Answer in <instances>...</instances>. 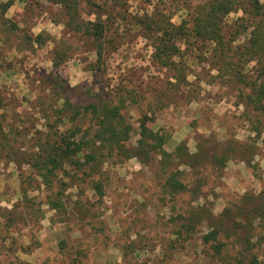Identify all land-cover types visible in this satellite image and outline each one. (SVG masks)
Instances as JSON below:
<instances>
[{
    "label": "rangeland",
    "instance_id": "rangeland-1",
    "mask_svg": "<svg viewBox=\"0 0 264 264\" xmlns=\"http://www.w3.org/2000/svg\"><path fill=\"white\" fill-rule=\"evenodd\" d=\"M8 1L0 0V8ZM167 1L99 2L109 6L110 35L119 46L115 52H106L101 64H96L92 44L60 23L59 7L46 0H16L6 15L1 8L0 90L7 105L6 118L20 128L16 147L32 151L35 138L31 137L46 131L47 122L53 123L54 105L61 106L65 99L77 105L98 103L118 87L136 89L142 94L138 104L125 111L128 120L137 127L139 108H146L154 94L165 91L171 74L154 66L150 42L132 29V23L136 16L150 12L155 6L160 11L169 8L171 3ZM79 2L82 19L94 20L86 0ZM179 21V17L174 19L175 23ZM40 34H43L42 46L30 43L29 38ZM56 62L61 64L56 66ZM192 67L197 76H190L189 81L199 83L201 79L199 100L187 104L179 94L183 90L174 95L172 92L176 89L168 88L170 98L164 101L175 104L157 112L156 129H164L171 135L167 150L172 152L188 140V147L194 153L201 136H210L214 139L211 145L214 149L224 150L229 143L238 145L242 150L250 149L246 159L252 160L245 164L235 158L222 172L206 168V174L215 183H209L206 176L199 199L192 203L188 193L172 203L162 200L161 182L154 176L155 166H142L137 159L123 165L109 162L104 166L103 198L90 189L89 181L80 182V187L74 186L65 192L68 212L49 208L45 201L51 192L45 186L39 188L41 183L28 166L19 175L15 165L0 160V209L32 213L28 224H19L9 232L0 226V264H73L76 252L81 249L84 254L80 260L84 264H223L213 249L202 243L201 235L208 231L206 224L199 228L201 232L195 234L192 242L182 248L177 243L175 250H169L175 225L169 219L190 205L210 209L218 217L244 194L261 192L264 189V135L259 139L250 131L244 107L238 104L237 91L213 80L212 76L217 73L212 71L208 75L210 69L204 64ZM58 75L59 83L55 84L54 77ZM45 115H50V120L44 119ZM137 140L135 135L129 144L135 146ZM23 186L29 187L34 208L41 207L43 211L39 220L33 214V204H25L21 199ZM2 222L5 221L0 217ZM3 228L5 231L1 233ZM257 233L250 250L229 241L223 253L227 252L242 264H252L255 258L258 264H264V232L260 229ZM5 238L8 239L4 241ZM132 240L145 248L127 258L123 248ZM221 240L226 242L223 236ZM61 243L65 248L60 253Z\"/></svg>",
    "mask_w": 264,
    "mask_h": 264
},
{
    "label": "trees",
    "instance_id": "trees-1",
    "mask_svg": "<svg viewBox=\"0 0 264 264\" xmlns=\"http://www.w3.org/2000/svg\"><path fill=\"white\" fill-rule=\"evenodd\" d=\"M15 1L9 0L2 5L3 15L11 10ZM102 1L107 0H86L95 19L85 21L79 0H46L61 9L60 23L92 44L96 64L103 63L106 52L119 49L115 37L110 35L112 13L109 6L99 4ZM167 2L171 3L169 8L160 11L155 6L150 12L136 16L132 23V29L150 42L154 66L171 74L165 91H158L146 108H139L137 127L128 120L125 111L129 106L137 105L142 94L136 89L118 87L98 103L77 105L65 99L61 106L54 105L53 123L47 122L44 125L46 131L31 137L35 138L32 151H26L16 147L20 128L6 118L7 105L0 90V160L15 165L19 175L24 174V167L28 166L40 181L39 188L45 186L51 192L46 195L45 203L52 210L68 212L65 192L71 187H80V182L89 181L90 189L103 198L104 166L109 162L123 165L137 159L142 166H155L154 176L161 182L162 200L172 203L188 193L192 196V203L199 199L206 176L209 183H215L206 174V168L222 172L235 158H240V162L245 164L252 160L246 159L250 149L242 150L238 145L229 143L224 150L214 149L211 146L214 139L210 136H201L194 153L188 147V140L170 152L167 146L171 135L164 129L157 130L156 125L157 112L175 104L164 101L170 98L168 88L176 89L172 92L174 95L183 90L179 94L187 104L199 100L201 79L195 83L189 81V77L197 76L193 64L200 67L204 64L210 69L208 75L212 71L217 73L212 76L213 80L237 91L238 104L244 107L250 131L259 139L264 135V0ZM176 17L180 18L178 23L174 22ZM12 28L17 29L15 25ZM42 35L29 38L30 43L42 46ZM55 64L59 66L61 62ZM59 77H54L55 84L59 83ZM43 118L48 121L51 117L45 115ZM55 124H58V130H55ZM69 124L70 127H66ZM135 135L138 140L135 146H131L129 143ZM30 195L29 187L23 186L21 199L25 204H33V214L39 220L43 211L41 207L34 208ZM171 209L175 208L172 206ZM0 210V217L5 221L0 226L8 232L19 224H28L32 216L26 211ZM169 222L175 224L172 231L174 239L168 243L169 250H175L177 243L182 248V245L192 242L195 234L201 232L199 228L206 224L208 231L201 235L203 245L210 246L223 264H242L223 251L229 246V241L248 251L253 247L252 240L259 234L257 231L261 229L264 232V189L239 197L218 217L210 209L190 205L185 211L171 216ZM222 236L226 242L221 240ZM0 238L2 240L1 235ZM137 243V240H132L125 245V257L143 251L145 247H138ZM59 247L61 253L64 243ZM83 252V249L76 252L73 264H84L80 260ZM252 264H258L256 258Z\"/></svg>",
    "mask_w": 264,
    "mask_h": 264
}]
</instances>
